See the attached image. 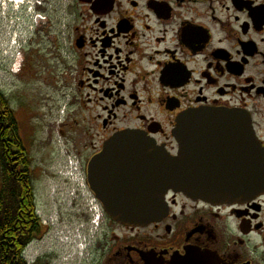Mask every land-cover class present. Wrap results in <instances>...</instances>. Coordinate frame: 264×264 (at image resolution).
Masks as SVG:
<instances>
[{
    "label": "flooded vegetation",
    "instance_id": "1",
    "mask_svg": "<svg viewBox=\"0 0 264 264\" xmlns=\"http://www.w3.org/2000/svg\"><path fill=\"white\" fill-rule=\"evenodd\" d=\"M43 2L36 29L45 28L50 71L61 79L65 127L77 134L71 130L75 155L63 169L76 164L77 180L90 192L77 186L72 192L84 202L85 258L94 264H186L188 255L210 254L205 264H264V191L229 204L170 190L160 221L127 227L106 214L88 181L92 158L126 130L180 157L184 147L175 131L194 110L246 113L264 149V0ZM11 119L24 143L18 112L0 87V140L7 152ZM204 125L196 132L199 143L212 148L205 161L224 157L231 145L226 126ZM191 152L187 160L195 163L200 158Z\"/></svg>",
    "mask_w": 264,
    "mask_h": 264
},
{
    "label": "water",
    "instance_id": "2",
    "mask_svg": "<svg viewBox=\"0 0 264 264\" xmlns=\"http://www.w3.org/2000/svg\"><path fill=\"white\" fill-rule=\"evenodd\" d=\"M185 116L175 131L184 147L180 157L159 151L141 133L126 130L113 136L104 151L92 158L89 185L114 222L140 227L160 221L168 211L166 194L170 190L229 204L244 202L264 191V149L246 113L202 109ZM218 123L226 126L230 150L225 149L222 158L205 161L211 158L212 148L199 143L196 128ZM192 149L200 158L195 163L187 160ZM213 258L201 254L188 255L185 260L190 261L186 264H205Z\"/></svg>",
    "mask_w": 264,
    "mask_h": 264
},
{
    "label": "rangeland",
    "instance_id": "3",
    "mask_svg": "<svg viewBox=\"0 0 264 264\" xmlns=\"http://www.w3.org/2000/svg\"><path fill=\"white\" fill-rule=\"evenodd\" d=\"M23 15L16 16L9 8L1 11L0 6V87L18 112L20 132L32 160L37 211L43 220L40 234L24 255L29 264H94L78 252L79 246L86 245L85 213L80 209L84 202L72 195L76 185L58 174L68 155H75L69 151L75 136L72 127H65L61 79L52 74L54 60L44 49L48 44L45 28L36 29L35 20H26V12ZM14 36L19 37L21 48L17 56L16 49L6 55L3 49Z\"/></svg>",
    "mask_w": 264,
    "mask_h": 264
},
{
    "label": "trees",
    "instance_id": "4",
    "mask_svg": "<svg viewBox=\"0 0 264 264\" xmlns=\"http://www.w3.org/2000/svg\"><path fill=\"white\" fill-rule=\"evenodd\" d=\"M8 115L11 116L9 112ZM13 144L5 151L0 140V264H29L24 252L42 230L37 213L32 160L9 120Z\"/></svg>",
    "mask_w": 264,
    "mask_h": 264
},
{
    "label": "bare ground",
    "instance_id": "5",
    "mask_svg": "<svg viewBox=\"0 0 264 264\" xmlns=\"http://www.w3.org/2000/svg\"><path fill=\"white\" fill-rule=\"evenodd\" d=\"M18 1V0H17ZM17 25V27H20V24L18 23V24H16Z\"/></svg>",
    "mask_w": 264,
    "mask_h": 264
},
{
    "label": "built area",
    "instance_id": "6",
    "mask_svg": "<svg viewBox=\"0 0 264 264\" xmlns=\"http://www.w3.org/2000/svg\"><path fill=\"white\" fill-rule=\"evenodd\" d=\"M97 220V219H96ZM98 221H96V223H97Z\"/></svg>",
    "mask_w": 264,
    "mask_h": 264
}]
</instances>
